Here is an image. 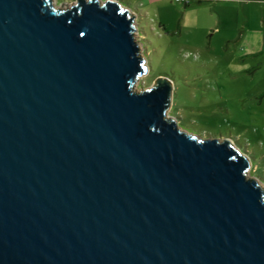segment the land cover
Instances as JSON below:
<instances>
[{
	"label": "water",
	"instance_id": "water-1",
	"mask_svg": "<svg viewBox=\"0 0 264 264\" xmlns=\"http://www.w3.org/2000/svg\"><path fill=\"white\" fill-rule=\"evenodd\" d=\"M116 0H0V264H264V188L168 118Z\"/></svg>",
	"mask_w": 264,
	"mask_h": 264
},
{
	"label": "rangeland",
	"instance_id": "rangeland-1",
	"mask_svg": "<svg viewBox=\"0 0 264 264\" xmlns=\"http://www.w3.org/2000/svg\"><path fill=\"white\" fill-rule=\"evenodd\" d=\"M116 1L135 15L148 66L137 89L170 79L168 118L196 137L233 142L251 160L248 175L264 188V42L241 36L238 15L227 17L221 7L211 11L207 1ZM221 15L232 20L228 26Z\"/></svg>",
	"mask_w": 264,
	"mask_h": 264
},
{
	"label": "crops",
	"instance_id": "crops-1",
	"mask_svg": "<svg viewBox=\"0 0 264 264\" xmlns=\"http://www.w3.org/2000/svg\"><path fill=\"white\" fill-rule=\"evenodd\" d=\"M204 1L210 3L209 6L206 5V8L209 7L211 11L221 7L222 10H226L227 17L238 15L236 16L238 17V22L243 24V28L240 31L241 36L264 42V0H202L201 2ZM176 2L182 3L181 1ZM190 4H186V6ZM210 18L213 22L214 16L210 14ZM220 18L224 25L227 26L232 21L225 19V15H221Z\"/></svg>",
	"mask_w": 264,
	"mask_h": 264
},
{
	"label": "built area",
	"instance_id": "built-area-1",
	"mask_svg": "<svg viewBox=\"0 0 264 264\" xmlns=\"http://www.w3.org/2000/svg\"><path fill=\"white\" fill-rule=\"evenodd\" d=\"M176 1H181V2H187V3H190L191 0H176ZM201 1V0H200Z\"/></svg>",
	"mask_w": 264,
	"mask_h": 264
},
{
	"label": "trees",
	"instance_id": "trees-1",
	"mask_svg": "<svg viewBox=\"0 0 264 264\" xmlns=\"http://www.w3.org/2000/svg\"><path fill=\"white\" fill-rule=\"evenodd\" d=\"M192 1L201 2L202 0H201V1H200V0H191L190 3H191ZM185 3H186V4H190V3H187V2H185Z\"/></svg>",
	"mask_w": 264,
	"mask_h": 264
}]
</instances>
